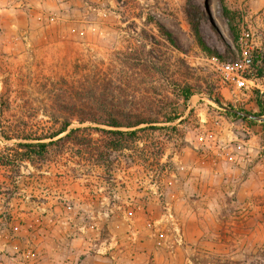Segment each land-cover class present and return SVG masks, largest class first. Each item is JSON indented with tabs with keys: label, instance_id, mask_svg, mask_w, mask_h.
I'll return each instance as SVG.
<instances>
[{
	"label": "rangeland",
	"instance_id": "obj_1",
	"mask_svg": "<svg viewBox=\"0 0 264 264\" xmlns=\"http://www.w3.org/2000/svg\"><path fill=\"white\" fill-rule=\"evenodd\" d=\"M203 1L0 0V156L9 154L0 264H264V123L200 97L264 114V79L226 86L189 24L197 19L206 42L233 58L242 17L256 11L263 57L264 5L224 0L232 29L220 0H208L219 35L202 21ZM82 84L115 88L146 115L175 112L166 123L175 127L143 131L119 151L91 129L88 147L65 142L20 160L22 149L8 148L17 128H50L48 116L72 106Z\"/></svg>",
	"mask_w": 264,
	"mask_h": 264
},
{
	"label": "trees",
	"instance_id": "obj_2",
	"mask_svg": "<svg viewBox=\"0 0 264 264\" xmlns=\"http://www.w3.org/2000/svg\"><path fill=\"white\" fill-rule=\"evenodd\" d=\"M224 15L228 18L230 28H232L231 20L233 13H231L224 0H220ZM193 36L197 44L207 55H217L222 57L216 48L211 47L201 34L198 20L193 18L189 21ZM159 32L166 38V40L173 46L176 41L170 32L160 23H157ZM233 29V28H232ZM227 51H230L227 49ZM223 58V57H222ZM262 66H258L256 75L264 77V56L261 58ZM74 91V102L72 106L68 107L66 102L59 104L60 108L56 109L58 114H50L49 123L50 128L41 130L39 134L35 131L34 134L24 133V128H17L15 131L16 137L20 140L16 142L13 147L22 149L20 151V160L29 159L31 156L41 157L47 151L49 146H56L61 143L71 142L83 147H88L90 143L88 132L91 129L101 131L108 135L104 147L110 150H122L131 148L133 144L137 143L140 138V133L143 131L154 132L160 128H173L175 126L167 125L178 116L175 112H160L157 115H146L139 111L134 105L128 106L126 102H121L119 96L115 92V88H105L104 86H94L93 89L89 85H76L72 88ZM99 92H95V91ZM258 92V104L262 110L263 106L260 103ZM182 97L186 100L192 95V88L189 84L182 87ZM244 110V109H242ZM68 113V116L66 115ZM228 114L239 117L248 122H258L254 119L242 118L236 114ZM76 121L78 126L70 127ZM264 123V121H259ZM87 123V125H84ZM162 123V124H161ZM101 124L105 127L94 126ZM21 133V134H20ZM24 133V134H22ZM1 137L4 139H11L14 136H9L3 132ZM0 156V164H9L8 155Z\"/></svg>",
	"mask_w": 264,
	"mask_h": 264
},
{
	"label": "built area",
	"instance_id": "obj_3",
	"mask_svg": "<svg viewBox=\"0 0 264 264\" xmlns=\"http://www.w3.org/2000/svg\"><path fill=\"white\" fill-rule=\"evenodd\" d=\"M259 15L248 10L242 17L240 32L236 39V51L233 58L203 54L202 58L221 77L226 86L250 90L261 78L255 73V62L262 58L263 44L257 24Z\"/></svg>",
	"mask_w": 264,
	"mask_h": 264
},
{
	"label": "water",
	"instance_id": "obj_4",
	"mask_svg": "<svg viewBox=\"0 0 264 264\" xmlns=\"http://www.w3.org/2000/svg\"><path fill=\"white\" fill-rule=\"evenodd\" d=\"M202 21L206 25L208 24L209 26H211L220 35V31H219L217 22L215 21V19L213 17V14H212V11H211V8H210L208 0H204L203 1ZM200 97L215 102L218 106H220L226 112L236 114L237 116H240L242 118H249V119H254V120H257V121H264V114H255V113H252V112H249V111H246V110H242V109H238V108L232 107L230 105L222 103L221 101H219L218 99L214 98L213 96L200 95ZM259 99H260L261 105L264 108V90L260 91ZM190 110H191V105L188 107V109L186 110L185 114L178 121L184 120L185 117L190 112Z\"/></svg>",
	"mask_w": 264,
	"mask_h": 264
},
{
	"label": "crops",
	"instance_id": "obj_5",
	"mask_svg": "<svg viewBox=\"0 0 264 264\" xmlns=\"http://www.w3.org/2000/svg\"><path fill=\"white\" fill-rule=\"evenodd\" d=\"M257 1H258V0H256V3H257ZM259 1H260V3H261L262 5H264V0H259ZM257 137H258V135H257ZM257 137H256V138H257ZM256 138H255V139H256ZM251 139H254V137L251 138Z\"/></svg>",
	"mask_w": 264,
	"mask_h": 264
}]
</instances>
